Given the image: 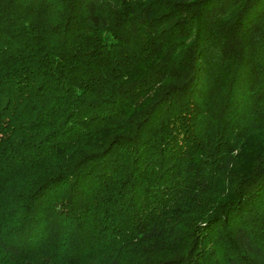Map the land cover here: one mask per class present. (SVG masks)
Masks as SVG:
<instances>
[{"label": "trees", "instance_id": "trees-1", "mask_svg": "<svg viewBox=\"0 0 264 264\" xmlns=\"http://www.w3.org/2000/svg\"><path fill=\"white\" fill-rule=\"evenodd\" d=\"M0 264H264V0H0Z\"/></svg>", "mask_w": 264, "mask_h": 264}]
</instances>
